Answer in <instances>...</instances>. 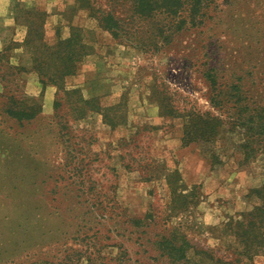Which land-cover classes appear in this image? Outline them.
I'll list each match as a JSON object with an SVG mask.
<instances>
[{
	"label": "rangeland",
	"instance_id": "374dc122",
	"mask_svg": "<svg viewBox=\"0 0 264 264\" xmlns=\"http://www.w3.org/2000/svg\"><path fill=\"white\" fill-rule=\"evenodd\" d=\"M212 1L202 28L152 52L114 39L82 0H0V264H185L171 245L193 264H264V244L234 236L262 205L264 152L247 158L240 129L186 145L183 118L158 105L166 94L179 111L216 113L207 62L264 104V0ZM71 35L84 53L51 82L59 64L44 49ZM72 89L90 100L80 112ZM117 104L115 125L90 110Z\"/></svg>",
	"mask_w": 264,
	"mask_h": 264
},
{
	"label": "trees",
	"instance_id": "16d2710c",
	"mask_svg": "<svg viewBox=\"0 0 264 264\" xmlns=\"http://www.w3.org/2000/svg\"><path fill=\"white\" fill-rule=\"evenodd\" d=\"M78 1L81 2V0ZM106 1L110 4V9L91 7L89 0H82V5L89 6V9L94 10L91 14L92 17H95L99 26L109 31L114 39L130 44L141 51L152 52L161 51L180 33L202 28L199 26L205 23L207 11L213 2L212 0ZM72 39L73 35L60 41V43L64 44V47L60 48L57 54L48 52L49 49H44L47 51L48 61L54 58L55 55V60L59 64L56 76L53 75L51 77V82L55 81L56 77H60L64 81L66 76L72 75L76 70L77 59L84 52L81 50L82 47L80 49L77 45L79 49H76L77 53L74 55V49L71 51L69 44ZM51 48L54 49V47ZM37 60L38 58L35 56L34 63ZM44 63V57L40 55L37 71L41 76L44 70L42 67ZM196 65L197 63L195 62L190 66L194 67ZM222 71L223 65L221 62L201 63L200 72L208 83L210 91L208 100L211 106L217 110L216 113L210 110L201 111L195 109L184 112L179 111V108H176L175 104L171 102L170 97L162 94L158 97L161 114L183 118L182 142L186 145L195 141L204 143L215 142L222 134L227 133L226 128L230 133H235L237 132L236 130L240 129L238 133L243 137L238 146L243 150L247 158L254 157L253 154L255 152H264V104L256 101L249 103V100L243 96L244 84L242 83V77L237 76L227 80L222 76ZM58 90L64 89L58 86ZM67 91V94L79 92V100L77 99V104L72 107L73 111L80 112L84 110L82 106L89 104L90 100L85 99L79 89ZM121 106L122 104H117L101 108L98 105L96 107L91 106L90 110L101 111L100 114L104 122L115 125L116 123L109 117L110 112L111 110H117ZM32 113L33 110L29 115L33 116ZM260 192L263 199L262 205L247 210L241 215L242 219L236 221L240 233L236 232L234 236L236 239L245 241L251 247L264 244V182ZM195 196H197L196 193L192 195L193 198ZM179 208H184V204H181ZM248 249L250 248L248 247ZM184 250L182 246L175 248L171 245L168 248L169 253L177 251L176 256H179L175 260L185 258V264H193L186 258ZM64 259L71 261L72 257L68 255ZM224 264H232V261L229 260L224 262Z\"/></svg>",
	"mask_w": 264,
	"mask_h": 264
}]
</instances>
